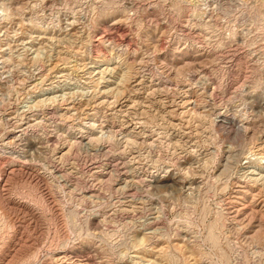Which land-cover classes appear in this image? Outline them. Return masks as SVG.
I'll use <instances>...</instances> for the list:
<instances>
[{
	"label": "rangeland",
	"instance_id": "rangeland-1",
	"mask_svg": "<svg viewBox=\"0 0 264 264\" xmlns=\"http://www.w3.org/2000/svg\"><path fill=\"white\" fill-rule=\"evenodd\" d=\"M0 264H264V0H0Z\"/></svg>",
	"mask_w": 264,
	"mask_h": 264
},
{
	"label": "bare ground",
	"instance_id": "bare-ground-1",
	"mask_svg": "<svg viewBox=\"0 0 264 264\" xmlns=\"http://www.w3.org/2000/svg\"><path fill=\"white\" fill-rule=\"evenodd\" d=\"M122 164V163H121ZM254 216V214H252ZM258 220V219H257Z\"/></svg>",
	"mask_w": 264,
	"mask_h": 264
}]
</instances>
